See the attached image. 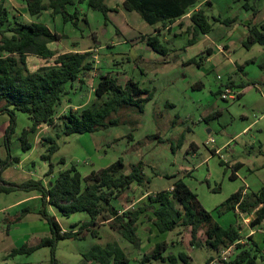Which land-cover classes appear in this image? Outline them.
Returning a JSON list of instances; mask_svg holds the SVG:
<instances>
[{"label":"rangeland","instance_id":"1","mask_svg":"<svg viewBox=\"0 0 264 264\" xmlns=\"http://www.w3.org/2000/svg\"><path fill=\"white\" fill-rule=\"evenodd\" d=\"M87 1L75 0L66 5L71 16L78 17L74 25V15L64 20L61 12L52 13L50 8L31 15L25 0H0L7 9V23L40 21L62 34L48 44L55 51H90L93 68L85 73L84 81L65 82L55 114L61 115L72 107L100 105L106 96L97 97L94 87L101 72L110 73L121 84L131 77L149 88L152 97L142 112L122 106L110 115L119 118L118 124L95 131L66 132L62 118L57 117L53 125L42 124L35 131H27L25 136L31 144L27 149L23 148L22 133L32 124L29 115L15 110L8 148L4 130L10 114L7 110L0 112V178L12 182L40 178L48 185L59 171L71 165L84 176L118 157L123 159L124 172L130 170L132 163L142 160L148 180L143 184H131L114 199L119 209L137 206L146 199V195H142L144 191L151 190L153 194L181 177L218 223L224 226L237 224L242 236L240 242L251 246L253 252L256 247L264 253V219L252 226L250 220L254 210L245 213L236 209L237 215L232 210L219 213L215 210L230 193L244 184L243 181L250 185L243 187L244 192L257 190L264 184V45L254 43L246 47L241 41L246 36L241 35L244 24L255 23L251 21L253 15L255 21H264V0H211L212 4H203L212 28L207 35L199 33L192 43L188 41L193 30L189 16L157 31L155 27L159 23L148 24L137 11L124 9L122 0H104L113 7L107 11V20L101 10L91 8ZM196 8L197 4L192 9ZM215 16L234 19L221 23L214 19ZM232 26L235 30L230 49L219 51L216 43L222 41ZM155 32L167 48L165 54L146 42L148 33ZM209 45L214 49L212 54L206 52ZM199 54H202L200 65L186 62L192 57L199 60ZM52 60L53 57L27 56L31 69ZM230 81L236 84L229 85L233 93L222 98L220 94ZM240 83L245 85L239 86ZM237 89L241 92L239 97H236ZM211 137L214 141L209 140ZM54 144L57 148L44 159L42 155ZM216 148L220 150L212 153L211 149ZM8 154L19 160L3 165ZM236 160L245 165L240 170V177L231 178L229 174ZM50 162L51 171L48 172ZM36 194L37 190L24 188L0 191V264H100L91 263L84 252L95 243L105 245L107 241H116L120 245L127 255V264H138L143 253L150 252L155 242L162 239L167 243L164 254L182 251L189 255L187 263L179 258L178 264H223V256L227 260L235 251L234 246L224 253L222 250L226 247L215 251L206 245H191L190 226H176L161 233L145 216L138 221L139 243L135 244L122 237L107 221H101L99 216L97 223L82 229V238L66 237L58 239L53 246L9 254L15 246L32 245L51 234L48 220L38 211L41 200ZM132 199L137 200L131 203ZM46 210L55 216L61 228L67 230L78 229L90 218L83 210L69 215L49 205ZM197 235L198 244H203L204 227L199 228ZM253 240L258 247L252 244ZM209 256H213V260L207 262ZM260 263L259 254L255 264ZM109 264L120 263L111 259ZM139 264H164V261L152 258Z\"/></svg>","mask_w":264,"mask_h":264},{"label":"trees","instance_id":"2","mask_svg":"<svg viewBox=\"0 0 264 264\" xmlns=\"http://www.w3.org/2000/svg\"><path fill=\"white\" fill-rule=\"evenodd\" d=\"M25 1L31 15L38 14L46 8H50L52 13L61 12L64 20L74 15L71 16L66 10V5L72 4L75 0ZM87 2L91 8L101 10L105 20L108 19L107 11L113 7L108 6L104 0H88ZM198 2L199 0H122V6L128 11H137L148 24L159 23L155 27L158 31L185 15ZM74 17L76 20L72 22L76 25L78 17L75 15ZM189 18L192 21L193 30L188 41L192 43L199 33L209 32L212 24L202 7L192 9ZM214 19L228 23L234 18L215 16ZM7 21V9L0 3V101H3L0 104V112L7 110L10 114L9 122L4 130L7 147L9 134L13 130L15 110L26 112L32 120L30 128L24 129L22 133L23 148L27 149L31 147L25 136L27 131H35L42 124L53 125L57 117L62 118L66 132L95 131L109 124H118L119 118L110 115L122 106H130L142 112L145 103L151 99L152 92L149 88L141 86L137 80L129 77L124 84H121L115 76L108 72H101L94 87L97 97L106 96L100 105L92 103L81 109L70 108L61 115H55V108L61 101L65 82L75 79L84 81L85 73L93 68L89 59L90 51L79 49L55 51L49 47L48 43L59 39L62 34L52 30L45 23L32 20L11 25ZM146 42L162 54L167 51L156 32L148 33ZM254 43L264 45V23L247 25V33L242 44L250 47ZM29 54L43 58L53 57V60L31 69L27 63ZM201 60L202 54H199V60L192 57L186 62H196L200 65ZM201 85V83L197 84L198 87ZM227 85L229 87L236 84L230 81ZM244 85V83L239 84V86ZM217 92L219 93L220 90L218 89ZM240 95L241 92H238L237 96ZM56 148L55 144L50 145L48 153L43 154L42 157L48 159ZM12 160L18 161L19 158L8 154L2 163L9 164ZM219 162L224 163L222 160ZM240 165V162L233 165L229 177H236L235 170ZM142 166L143 162L139 160L131 164L128 172H124L123 159L118 157L110 164L91 170L82 176L71 165L59 171L54 181H50L48 185H45L40 178L22 182L6 181L0 178V191L9 192L18 188L37 190L41 200L38 211L48 220L51 230L50 235L42 237L37 243L15 246L9 254L30 252L44 245L53 246L58 239L66 237L82 238L84 237L81 234L82 229L97 223L99 216L101 221H107L109 226L122 237L138 244L137 224L140 217L145 216L161 233L172 230L176 226H190L191 244L206 245L215 251L234 244L233 255L227 260L222 258L223 264H255L259 254L262 260L260 264H264V253L261 250L253 247L255 250L253 252L251 246L240 242L242 236L238 225L229 223L224 226L218 223L213 218L212 212L201 205L196 193L181 177L173 180L168 188L160 189L153 194L148 192L146 199L137 206L119 209L114 204V199H117L131 184H143L145 180H148ZM50 171L51 162L48 172ZM242 189L240 187L230 193L215 210L217 213L232 210L235 215H237L236 209L245 213L254 210L250 224L252 226L259 224L264 219V185L249 192H242ZM48 205L56 207L64 215L83 210L89 214L90 218L83 221L78 229H62L55 216L47 212ZM24 210L27 211L28 208L25 207ZM201 227H204L205 237L203 244H198L197 232ZM95 232L92 230L93 234ZM252 244L258 247L254 240ZM166 249L167 243L164 239L156 241L150 252L143 253L138 264L152 258L162 260L164 264H178L179 258L187 263L186 258L189 257L187 253L180 251L177 254L173 252L164 254ZM256 251L260 253L257 254ZM84 256L91 263L109 264L113 259L116 263L127 264L128 261L124 250L116 241H107L105 245L95 243L84 252ZM212 259L213 256H209L207 262Z\"/></svg>","mask_w":264,"mask_h":264},{"label":"crops","instance_id":"3","mask_svg":"<svg viewBox=\"0 0 264 264\" xmlns=\"http://www.w3.org/2000/svg\"><path fill=\"white\" fill-rule=\"evenodd\" d=\"M203 4H212V1L211 0H201V1H199L198 3H197V8L198 7H202V5ZM253 13H254V11H253ZM189 14H190V12L189 13H187V14H185V15H183V16H181L180 18H178V19H176L175 21H173L172 23H170L168 26H166V27H164V28H169L173 23H175L176 21H179V19H181V18H183V17H185V16H189ZM254 19H256V16L255 15H253V18L251 19V21L252 22H255L256 24H258V23H264V21H255ZM221 22V21H220ZM222 23V22H221ZM244 27H245V29L242 31V33H241V35L243 34H246L247 33V25L246 24H244ZM235 30V28L232 26L231 28H229V30H228V32L226 33V34H224L223 35V37H222V41H219V42H217L216 43V48L219 50V51H225V50H229L230 49V46H231V43L234 41V39L232 38V34H233V31ZM210 32V31H209ZM174 33V32H173ZM202 34H205V35H207L208 34V32L207 33H202ZM243 40V38L241 39V41ZM51 42V41H50ZM49 44V43H48ZM208 48V49H207ZM206 48V52H207V54H212L213 52H214V49H213V47H211V45H209L208 47ZM80 50V49H79ZM208 50V51H207ZM70 51V50H69ZM210 51V52H209ZM210 58V55H208V56H206L205 57V59H209ZM93 65V64H92ZM90 71V70H89ZM237 92H239V89H237ZM237 94V93H236ZM236 97H239V96H237L236 95ZM73 109L75 108V107H72ZM56 115V114H55ZM213 141H214V139H213ZM195 147V145L193 144L192 145V149ZM220 150V148H216V149H211V151H212V153H215V152H218ZM236 162H240L241 163V165L238 167V169H236L235 170V174H236V177H240V170L244 167V165H245V163L243 162V161H240V160H236L235 161V163ZM220 163V162H219ZM234 163V164H235ZM231 164H233V162L231 163ZM233 164V165H234ZM233 167V166H232ZM248 169H250L251 170V168H249L248 167ZM243 185L241 186L242 188L244 187V186H247V188H249V184L247 183V182H245V181H243ZM264 185V184H263ZM131 186V185H130ZM171 186V184L168 186V187H170ZM168 187H165V188H168ZM243 190H244V188H243ZM148 192H152L151 190H147V191H144V193L142 194V195H146ZM37 195V194H36ZM142 195L141 196H139V198H141L142 197ZM29 199V198H28ZM138 199V198H137ZM136 199V200H137ZM135 199H132V201H131V203H134L135 201H136ZM130 203V204H131ZM129 207V206H128ZM234 221V220H233ZM62 229H64L63 227H62ZM253 231V230H252ZM191 245H196V244H191ZM212 261V260H211Z\"/></svg>","mask_w":264,"mask_h":264},{"label":"built area","instance_id":"4","mask_svg":"<svg viewBox=\"0 0 264 264\" xmlns=\"http://www.w3.org/2000/svg\"><path fill=\"white\" fill-rule=\"evenodd\" d=\"M230 93H233V92L231 91V88L228 87V86H226V87L224 88V91L220 94V96H221L222 98H225V97H227V96H230V95H231ZM209 140H210V141H213V138L211 137V138H209ZM242 192H244V190H242ZM232 246H234V244H229V245L226 247V249H224V250H222V251H224V253H225V252L228 253L229 250L232 248ZM223 258H225V257L223 256ZM212 260H213V259H212Z\"/></svg>","mask_w":264,"mask_h":264}]
</instances>
